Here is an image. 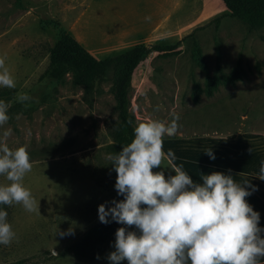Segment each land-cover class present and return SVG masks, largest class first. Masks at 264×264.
I'll return each mask as SVG.
<instances>
[{
	"label": "rangeland",
	"instance_id": "obj_1",
	"mask_svg": "<svg viewBox=\"0 0 264 264\" xmlns=\"http://www.w3.org/2000/svg\"><path fill=\"white\" fill-rule=\"evenodd\" d=\"M204 3L216 10L222 6L218 0ZM212 21L191 33L188 49L177 41L174 51L150 54L132 80L130 110L136 124L149 119L167 123L170 113L179 114L177 132L163 141V151L175 154L176 166L188 157L210 159L205 152L213 148L219 160L232 157L233 166L252 169L253 185H263L257 188L263 193L264 183L256 175L264 161V26L252 29L229 15ZM99 28V0H0V56H6L5 66L16 82L15 88H0L13 91L0 99L12 106L18 93L31 97L24 102L28 113L11 116L0 136L11 129L4 138L8 146H25L29 152L32 169L23 184L39 206L28 212L20 204L8 205L16 238L0 245V264H110L114 242L93 262L75 259L68 246L99 221L101 203L121 197L107 158L114 155L113 132L119 125L113 79L100 81L89 103L71 71L56 77L47 73L60 30L76 33L97 54L105 48ZM195 41L205 66L193 57ZM198 138L199 153L190 154ZM165 166L153 171L175 174ZM0 183L8 181L0 176ZM251 204L264 207L263 194ZM69 229L71 235L59 234Z\"/></svg>",
	"mask_w": 264,
	"mask_h": 264
},
{
	"label": "clouds",
	"instance_id": "obj_2",
	"mask_svg": "<svg viewBox=\"0 0 264 264\" xmlns=\"http://www.w3.org/2000/svg\"><path fill=\"white\" fill-rule=\"evenodd\" d=\"M146 19H148L146 17ZM6 56H0V88H15L16 82L5 66ZM31 97L18 93L17 102ZM11 102L0 99V128L9 120ZM171 119H149L133 129L134 138L123 145L116 155H109L116 172L115 190L122 199L98 206L101 223L116 222L114 250L108 254L110 264H260L264 260V227L260 213L247 201L257 190L250 181L243 184L233 174L213 171L194 182L182 166L173 162L175 154L163 151L165 137L179 128L180 116ZM11 129L0 136V245L7 246L16 233L3 205L20 204L26 211L39 210L30 189L24 186L26 173L32 169L30 154L25 146L11 149L5 142ZM215 159L213 148L205 152ZM171 158V159H170ZM167 161V166H165ZM161 165L164 170L153 171ZM258 175L264 180V161ZM71 235L72 230L60 232ZM52 254H58L54 249ZM99 258V257H97Z\"/></svg>",
	"mask_w": 264,
	"mask_h": 264
},
{
	"label": "trees",
	"instance_id": "obj_3",
	"mask_svg": "<svg viewBox=\"0 0 264 264\" xmlns=\"http://www.w3.org/2000/svg\"><path fill=\"white\" fill-rule=\"evenodd\" d=\"M229 9V16L244 21L250 28L256 29L264 26V0H223ZM223 16L211 23H219ZM209 23V24H211ZM204 27V26H203ZM193 36V34H191ZM180 42L171 45H148L134 47L115 56L98 59L91 54L67 30H60V37L56 45L50 51V68L47 73L56 77L62 72L71 71L76 85H82L85 91V99L92 103V97L97 90V84L111 76L113 79L112 93L116 100L119 125L113 132L114 155L118 154L123 145L134 138L133 129L137 125L136 118L130 110L133 73L142 59L152 52L168 53L178 48ZM195 61L205 66L201 50L194 42L192 47ZM201 87L196 86L195 98L200 96ZM13 91L0 89V98L11 96ZM19 112L28 113L24 103H14L9 109L10 117ZM123 197L121 196L120 199ZM8 213V205L2 206ZM121 225L116 222L108 224L98 221L77 241L68 246L72 256L82 262H93L115 240V232ZM23 263V261H19Z\"/></svg>",
	"mask_w": 264,
	"mask_h": 264
},
{
	"label": "crops",
	"instance_id": "obj_4",
	"mask_svg": "<svg viewBox=\"0 0 264 264\" xmlns=\"http://www.w3.org/2000/svg\"><path fill=\"white\" fill-rule=\"evenodd\" d=\"M222 6L206 7L205 0H99L100 6V34L104 41V49L100 53H94L87 47L79 35L71 34L98 59L115 56L126 52L134 47L148 45H171L181 41L184 49L193 44V37L190 34L199 26L206 24L220 16L229 14V9L223 0H218ZM146 17L148 19H146ZM94 27V25H93ZM150 55L145 56L133 73V79L140 69L145 68L144 63ZM197 145L191 149L190 154L199 153V138ZM193 150V151H192ZM189 154V155H190ZM217 156L214 160L199 157H188L180 162L182 170L193 177L194 182H202V177L213 171L231 172L233 179L240 184L245 181H252L253 171H247L241 166H233V158L221 161ZM241 162V161H240ZM240 164V163H239ZM192 166L196 171H192ZM199 171V173H198ZM258 175H256L257 177ZM260 181L258 180V183ZM261 182L264 183V180ZM256 188L262 186L256 184ZM260 189V188H259ZM263 193L260 190L254 191L246 197L251 204L253 198H261ZM252 205V204H251ZM253 208L260 213L259 224L264 227V207ZM264 235V234H262ZM264 264V260L260 262Z\"/></svg>",
	"mask_w": 264,
	"mask_h": 264
}]
</instances>
